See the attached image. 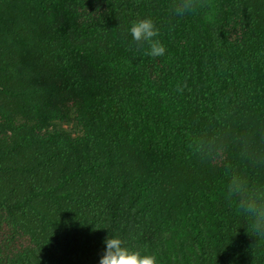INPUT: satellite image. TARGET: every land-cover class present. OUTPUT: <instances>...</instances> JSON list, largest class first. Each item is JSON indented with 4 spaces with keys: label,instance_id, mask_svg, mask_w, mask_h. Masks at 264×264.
<instances>
[{
    "label": "trees",
    "instance_id": "trees-1",
    "mask_svg": "<svg viewBox=\"0 0 264 264\" xmlns=\"http://www.w3.org/2000/svg\"><path fill=\"white\" fill-rule=\"evenodd\" d=\"M177 2L0 0V264H264V0Z\"/></svg>",
    "mask_w": 264,
    "mask_h": 264
},
{
    "label": "clouds",
    "instance_id": "clouds-1",
    "mask_svg": "<svg viewBox=\"0 0 264 264\" xmlns=\"http://www.w3.org/2000/svg\"><path fill=\"white\" fill-rule=\"evenodd\" d=\"M192 6L191 0H178L172 12L180 16L190 11ZM128 31L132 41L139 46H146L143 47L144 55L152 58L165 55L166 48L158 38L159 30L153 19L149 17L136 19L130 23ZM227 195L240 197L239 203L242 211L256 219L257 231L264 232V201L254 199L248 194L242 178L233 176L227 187ZM103 245V253L98 264H157L155 253L131 250L119 237H106Z\"/></svg>",
    "mask_w": 264,
    "mask_h": 264
}]
</instances>
